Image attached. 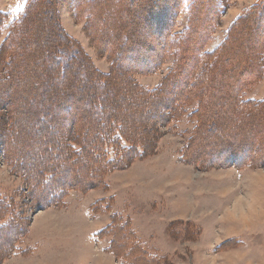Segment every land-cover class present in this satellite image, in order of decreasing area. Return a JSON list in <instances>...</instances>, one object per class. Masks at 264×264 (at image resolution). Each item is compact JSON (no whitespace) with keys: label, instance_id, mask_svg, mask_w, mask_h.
<instances>
[{"label":"rangeland","instance_id":"obj_1","mask_svg":"<svg viewBox=\"0 0 264 264\" xmlns=\"http://www.w3.org/2000/svg\"><path fill=\"white\" fill-rule=\"evenodd\" d=\"M48 1L34 2L23 25L11 38V46L5 48V39L11 37L10 30L20 21L30 0H0V55H5L0 59V65H3L0 67V201L7 206L0 228L11 215V218H18L24 229L14 250L0 264H264V157L260 156V151H252L260 127H251L253 134L249 145H244L246 139L243 142L232 140L228 136L242 121L240 119L238 124L236 119L230 120L224 115L232 117L236 111L228 110L224 105L218 107L217 103L211 106L209 97L204 99L196 94L197 84L206 74L204 71L213 54L224 44L231 46V42L235 47L215 65L212 76L220 80L217 85L222 102L225 100L222 90L229 93L231 87L235 92L237 85L230 79L222 81L221 77L224 70H230L232 64L241 63L244 58L252 62L254 54L251 50L258 43L263 50V0L204 3L205 8L213 11V27L200 28L206 31V39L197 42L200 55L204 57L201 56L193 68L192 77L181 85L186 90L189 104L177 116L166 118L157 113L162 106L149 110L145 102L140 107L136 100H128L126 92L121 90L125 88L126 73L116 71V80L106 87L118 93L110 103L125 113L128 108L134 109L136 118L130 116L134 118L137 130L145 131V138H139L147 143L145 154L128 159L126 166L107 172L104 186L85 191L68 190L61 205L44 208L32 201L24 171L14 166L10 154H29L25 161L37 171L51 164L52 159L42 151V137L49 134L48 129L41 127L42 120H52L56 113L60 124L63 119L70 120V116L78 114L80 109V101L76 102V97L83 94L77 92L82 79L80 75L74 74L73 85L78 94L71 98H64L59 90H55L60 88L58 75L53 74L48 81L45 78L44 67L50 72L52 66L45 63L44 49L52 43L53 37L59 38L62 33L68 40V48L74 53L81 50L97 72L107 75L112 73L115 62L114 56L105 51L103 45H107V41L113 42L109 46L111 52L117 40L120 43H117V49L123 48L124 37L115 35L116 29L120 30L127 34L125 37L131 40V45L135 42L142 50L133 55V51L125 48L123 55L119 53L118 66L132 69L138 63L156 58L157 70L146 74L137 72L132 74V79L152 92L168 74L165 89L176 91V96L180 91L179 78L185 60L181 54L183 45L196 34L195 23L209 15L202 4H199L200 8L199 5L193 7L188 0H124L119 5L112 0ZM204 1L198 0L199 3ZM252 8L257 20L242 18ZM237 18L241 19L232 27ZM241 27L248 28L250 34L242 40L239 39ZM50 28L58 31L48 34ZM177 37L179 40H174ZM12 53L17 60L10 71L6 62L8 57L9 61L13 59ZM262 57L257 82L241 93L244 100L264 99L259 94L264 95V51ZM201 74L202 77L194 81ZM203 83L204 87L209 86L210 80ZM10 86L15 87L14 94L5 91L10 90ZM50 90L54 99H50ZM13 104L16 107L11 109ZM174 105L166 102L164 108ZM206 105L211 109L207 118ZM195 109L199 111L193 115ZM250 112L257 113L254 108ZM197 119L200 126L195 128ZM224 125H232L233 129ZM55 128L54 125L49 129ZM224 142L227 146H222ZM246 146L250 149L248 155ZM111 152H108L109 156ZM43 153L45 157L41 159L39 155ZM223 156L227 159L223 160L226 166L206 165V160L216 163ZM232 158H245L240 160L245 161L244 164L252 160L255 166L230 164L228 159ZM238 174L242 176L236 177ZM69 177L67 171L58 182L68 181ZM253 186L258 188L244 195V191ZM259 189L263 191L261 195ZM45 191L46 188L41 196ZM240 191L243 194H238ZM86 204L90 208L88 217H91L93 234L89 239V225L85 223L84 238L80 242L72 231L83 228L79 219ZM71 220L73 226L68 225ZM4 235L7 232L0 234V246L6 245Z\"/></svg>","mask_w":264,"mask_h":264},{"label":"trees","instance_id":"obj_2","mask_svg":"<svg viewBox=\"0 0 264 264\" xmlns=\"http://www.w3.org/2000/svg\"><path fill=\"white\" fill-rule=\"evenodd\" d=\"M35 1L36 0H30V3L23 13L20 21L15 23L12 29L10 28L11 30L9 35L11 34V37H9L8 40L5 39L3 47L9 48L11 46V38L14 37L16 32L23 25ZM50 1L51 0H49L48 2ZM112 1H114L113 3H115V5H119L124 0ZM206 1L211 0H205L203 3H199L198 0H191V2L190 0H188L191 6L196 7L199 4H202V8L204 7V3ZM262 3H264V0L262 1ZM198 7L200 8V5ZM96 8L97 7L95 6L94 9ZM205 9L206 12L209 13V15L205 16V18H202L203 21L201 19L200 21L195 23V26L196 28H198V30H196V34H194V37H192V44L190 41L186 42L183 45L184 51H182L183 53L181 54H183V58H185V60L183 61L184 66L181 70V77L179 78L181 79L180 91L176 96V91L169 92L165 89L168 74L163 79L161 85L152 92H149L140 87L139 84H137V82L132 79V74H136L137 72L146 74L157 70L159 64H156V58L152 59L149 56L151 59H149L147 63H138L132 69H130L131 67L129 66H118L117 60L119 53H122L123 55L125 48H129L130 51H133V55H136L135 53L139 52L137 50H142V48L138 47L139 45L135 44V42L131 45V40L125 37V35L127 34L123 32L120 33V30L116 29L115 35H117V38L121 36L122 38L124 37L123 39L121 38L124 42L123 48L117 49V43H119L117 40L114 42V46L112 47L111 52L109 46L112 45L113 42L107 41L108 44L103 45V49L105 51H108L110 55L114 56L113 62H115L112 73L110 72L107 75L97 72L87 61L85 55L81 50L74 53L73 50L68 48V40L65 36H63L62 33H59V38L53 37L54 40L52 39V43H49V45L44 49L46 55L45 63L52 66H50L52 68L50 72H47L48 67H44L45 70L43 71L45 72L46 80L48 81L49 79H51L53 74L58 75L61 78L59 82L60 85H58V88H60L55 90H59L60 92L58 93H60V95H63L64 98L77 96V92L79 91L81 94H83L76 97V102L80 101L78 102L80 109L78 111V114L70 116V120L63 119L61 123L58 124V116L56 113H54V118L51 117L52 120L44 119L42 120L43 122H41V127L43 129L49 130V134L42 137V142H44L42 151L45 154H48L52 159L53 162H51V164H47L43 169L37 171V169H35V166L30 167L25 161V159H28L29 155L26 154V151H24L26 156H24L23 154H14L13 152L12 154H10L12 156L11 159L14 162V166L19 170L21 168L22 171H24V178L26 182H28L27 190L29 195L32 197V201L35 204L40 205L44 208L59 206L61 205L60 203L63 197L67 194L68 190L74 189L85 191L97 186H104V176L107 172H111L114 169L124 167L128 163V159H133V157H143V155L145 154L147 143H145V140L142 142L143 137L145 138V131L142 133V129L137 130L136 125L133 124L134 118H136V116L134 115V109L131 111L129 110L130 108H128L127 113H125L122 110L118 111V108L110 103V100L112 98L114 99L115 95H117L118 93L115 94L114 90L112 92V90L106 87H110V85H112L116 80V71L122 72L123 74L126 73L123 82L125 88H121V90L126 92L128 100H136V102H138L136 105L141 107V105H143L142 103L145 102L147 103L146 107L149 110H154L155 106L157 108L162 106V110H159L157 113L166 118L168 116H177L182 113L186 107H188V96H186V90H183L184 88H182L181 85H183L186 81H188L190 77H192L191 74H193V68H195L196 64H198V62L201 60V56L204 57V55H200L201 48L197 45V42L206 39L204 33L206 31L200 30V28L210 27L212 26V22L214 21V16L212 15L213 11H211L208 7H206ZM120 10H122V8H120ZM125 13H128L127 10L125 11ZM257 17L258 16L256 12L252 8L242 18H256L257 20ZM239 19L241 18H237V20L232 24V27L237 23ZM192 24H194V22H192ZM119 25L120 24L118 23L117 26L119 27ZM259 27L260 26L258 25V28ZM191 28H193V26ZM57 31L58 30L55 28H50L47 33L53 35L56 34ZM201 31L203 32L202 35L200 34ZM239 32L240 40L250 36L248 28L241 27ZM103 34L104 33H102V35ZM99 35H101V33H99ZM162 36L164 37V39H166L164 32L162 33ZM178 38L180 37H177V39L174 40H179ZM235 38L236 36H234V40ZM47 40L48 39H46V41ZM231 43V46H229V43L224 44V46L221 47L220 51L215 54L212 53L213 59L208 64V68L204 71L206 72V74L203 77L201 74L194 79V81H196L202 77L201 80H199L200 82L197 84L196 88L198 89V93L196 94L198 95V97L204 99L206 97H209L211 100V106L217 103L218 107L224 105L228 110L236 111V114L234 113L232 117L224 115V117H226L227 119H236L238 124L240 122V119L242 121L239 125L233 124L235 125V127L233 126L235 130L234 132L231 131L232 135L228 136L232 140L243 142V139H246L247 143L245 142L246 144L244 145H249L253 134L251 127H260L259 132L256 134L258 135V138H255L256 142L254 144V148L253 146L251 148H253V152L260 151V156L264 157V99L255 101L244 100L241 97V93L253 86L259 78V66L261 67L262 65V52L264 51V48L263 50L259 48L258 43L257 46H254L251 50V53L254 54L253 60L251 59L252 62H247L244 58L243 62L241 61V63L232 64L230 70H224L221 80L226 81L227 79H230V81L232 83H235V85L237 86L235 92L231 90V87L230 89L229 87L227 88L229 89V93L227 90L221 91V94H223L225 98V100L222 102V99L218 92L219 87L217 85L220 80L214 79L212 73L215 65L219 61L221 62L222 60H224L228 56V53H231L233 47H235L234 42ZM189 45L190 48L188 47ZM177 51L179 55L180 51ZM151 52H149V54ZM14 55L15 53L12 56L13 61L11 59L9 61V57L7 58L8 62H6V64L7 66H10V71L11 68L13 70V65L15 66L14 61L17 60L16 56ZM205 55H208L209 57L211 54ZM3 56H5L4 53L0 55V59H2ZM7 56H10V54H8ZM131 59L134 60L135 58L131 57ZM34 60L36 61V59ZM32 63L34 64L33 60ZM1 66L3 65H0V67ZM10 71L8 70V72ZM75 73L77 74V76L80 75L82 77V81L80 80L77 92L76 90H74L73 85ZM206 80H210V83L209 86L204 87L203 82ZM128 87L130 90L128 89ZM14 88L15 87L10 86V90L6 89L5 91H9L10 94H12L13 91H15ZM50 92H52V90H50ZM50 95L52 96L50 99H54L53 92ZM166 102H169L171 106L174 103L175 105L174 107L169 106L167 109V107L164 108ZM11 106V109L16 107V105L14 104ZM200 108L201 110L203 109L202 107ZM251 108H254L257 113L253 114L252 112H250ZM205 109L206 113H208L206 116L207 118L211 115V109L208 106L205 107ZM198 111L199 109H195L192 114L194 115ZM130 114L132 116L134 115V118L131 117ZM71 120L73 121L71 122ZM224 124H227V122H224ZM54 125L57 128H55L54 130H50L49 128ZM199 126L200 123L197 119L195 128ZM231 126L224 125L225 128L228 127L230 130H232L233 128ZM140 137L142 140H139ZM227 144L228 143L224 142L222 146H227ZM245 148H247L248 150V152H246V155H248L250 149L247 146ZM110 149L112 150L111 156L108 155V152L111 151ZM44 153L39 155V157L41 156V159L45 157ZM244 159L245 158H232L228 160L230 164L240 163L242 165L245 161L240 162V160ZM223 160L227 161V159H224V156L221 157V159L217 160L216 163H208V160H206V165L208 164L215 167L226 166L225 164H223ZM245 164H249L251 167L255 166L252 160L247 161V163ZM67 171L70 172L69 180L59 183L58 180L61 178V176H63V174H66ZM45 188L46 191L49 188V192L47 191L46 193L45 191L43 193V196H41ZM41 189L43 191H41ZM4 205L5 204L0 201V221L4 219L5 212L7 210V206ZM23 230V226L18 218L15 219L13 216L11 218L10 215V218L6 221L5 226H2L0 228V234L7 232V235H4L5 238H3V240L6 242V245L0 246V261L10 255L11 251L14 250L13 246L23 235Z\"/></svg>","mask_w":264,"mask_h":264},{"label":"crops","instance_id":"obj_3","mask_svg":"<svg viewBox=\"0 0 264 264\" xmlns=\"http://www.w3.org/2000/svg\"><path fill=\"white\" fill-rule=\"evenodd\" d=\"M260 94V97H264V95H263V93H259ZM248 97H252V96H248ZM243 174V173H242ZM242 174H238V176H236V177H240V176H242ZM257 175V174H256ZM258 178H259V175H258ZM237 181H239V180H237ZM241 185H242V182H241ZM243 187V186H242ZM242 187H240V189L242 188ZM258 187H256V186H253L252 188H250L249 190H245L244 191V195H246L248 192H251V193H253V190H256ZM239 189V190H240ZM262 190L261 189H259L258 190V194L259 195H261L262 194ZM239 193H241V191L240 192H238V194ZM241 194H243V192L241 193ZM251 196V195H250ZM83 207H85V208H83L82 210H81V212H80V217H81V219H79V225H81V226H83V228H81L80 230H78V231H75L74 233H73V231H72V235L74 236V238H77V240L78 241H80V242H82L83 241V238H84V224L86 223L87 224V226L89 225V227H88V236H89V239H90V236H91V234H93V230L91 229V224H92V221H91V217L89 218L88 217V214L90 213V208H89V204H86V205H84ZM256 207H257V205H256ZM256 210V209H255ZM256 213H258V211L256 210ZM259 218V215L257 216V218L256 219H258ZM261 219V218H260ZM68 223H70V224H68V225H71V226H73V223H72V220L71 221H69ZM221 223H224V221L222 220L221 221ZM86 227V226H85ZM64 228V227H63ZM62 228V229H63ZM91 230H92V233H91Z\"/></svg>","mask_w":264,"mask_h":264}]
</instances>
